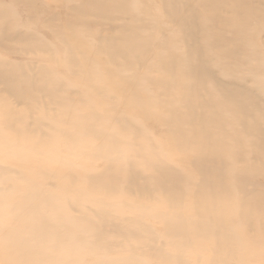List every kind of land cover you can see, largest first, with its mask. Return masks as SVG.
<instances>
[{
    "label": "rangeland",
    "instance_id": "374dc122",
    "mask_svg": "<svg viewBox=\"0 0 264 264\" xmlns=\"http://www.w3.org/2000/svg\"><path fill=\"white\" fill-rule=\"evenodd\" d=\"M210 2L173 0L195 11L188 35L164 0H0V264H264V0ZM201 59L202 82L183 76ZM33 185L77 231H24L46 253L9 261L3 236ZM204 206L212 233L197 229Z\"/></svg>",
    "mask_w": 264,
    "mask_h": 264
},
{
    "label": "bare ground",
    "instance_id": "6f19581e",
    "mask_svg": "<svg viewBox=\"0 0 264 264\" xmlns=\"http://www.w3.org/2000/svg\"><path fill=\"white\" fill-rule=\"evenodd\" d=\"M223 1V0H217L216 2V7H218L219 3ZM237 1V0H236ZM200 4H209L212 7V4L210 2V0H200ZM164 5L167 7L166 12H169V14L172 16H174L177 24L179 25L180 29L185 30V29H189L190 31L188 32V35H191V31H194V27H195V11L193 8L188 7V15L185 18H181L179 17L180 12H178V9L176 8V6L173 4V0H164ZM185 5H187V2L185 1ZM243 6H245V10H243V14L246 17H252L253 15H255V12L249 7V5L247 4H243ZM186 10V8H185ZM211 12L208 16V20L209 22H215L218 19H221L220 16V11L215 10V8H213L212 10L208 11ZM222 22H225L227 25H234L236 23V21L234 20H228V19H223L221 20ZM243 24L246 23L245 19L243 18L240 22H237L236 24ZM5 22L3 23L2 26H0V37H4V32L3 30H5ZM17 34V32L15 33ZM195 45V44H194ZM213 45L216 47V49L218 50V52L221 54L222 57H226V58H230V55H233L236 53V55L238 54L237 49H235V52L233 51V45H228L227 49H226V45H225V39L221 40L220 38H215V40L213 41ZM125 47V51L132 53L135 51L134 47V42H130V43H125L123 45ZM123 49H118V48H113L109 50V55L111 57H117L123 54ZM188 52H192L191 56H194L195 58H197L198 56L201 57L200 51H199V47L195 45V47L193 48H187ZM229 52V53H228ZM230 54V55H229ZM229 56V57H228ZM176 56H172L171 54H169L165 59L162 60V65H164L166 67V69L168 70L170 67V64L173 63L174 59ZM209 70V64L208 61L206 59H201L200 61H198L197 64L191 65L190 67H183L181 73L183 74V76H185L187 79L191 78L193 81H196L198 83L202 82L203 80V76L207 74V71ZM0 81L2 83H5L3 80L0 79ZM162 84L164 86H166V88H168L169 86L173 85L174 83L171 82L170 80H163ZM45 87L48 86V84H44ZM195 83L193 84H187L186 88H195ZM44 87V88H45ZM6 88H8V86H6ZM32 88H36L34 85H32ZM201 99V98H200ZM231 99L233 102H236V104L241 105L243 103H239L237 101V98L232 95ZM193 106L188 107V113L190 115H193V110H192ZM243 107V106H242ZM241 107V112H243V109ZM13 116V112L11 111H6L4 113V117L6 121H11L8 120V117ZM247 117H243L242 118V122L241 124L243 125V123L246 122ZM208 118H203V121L208 122ZM201 131V127H199V129H197L196 131H194V136L195 139L201 138L203 137V134L200 132ZM179 136H182V134L179 133ZM201 154V153H200ZM204 162H200L199 167L204 166ZM218 171H220V168H216L214 170L215 173H218ZM131 183H133L131 181ZM212 186V185H209ZM37 189H35V186L33 185V195L35 196V199H33L32 195L30 192H28V196L30 198L31 201L28 200V198L23 201L22 203H18V205L16 204V209L18 210L17 215H15V223L19 221V227L17 232H15L14 234L18 233L16 236H13L14 234L11 233H7L3 236L4 239V243L6 246V252L5 254L7 255V260L9 261H18L19 259L21 260H33V258L37 255H42L45 254L46 252L43 250L42 246L40 245L38 248L37 243H33L28 240L25 236H22L21 233L25 232H30L31 230L36 232V237L34 238V240L39 237V243H44L45 241H48L49 239L53 238V233L57 232L58 234L62 235V234H70V233H74V231L77 230H72L70 228L71 223L74 222V219L72 218V220L69 219H58V218H53V216H55V212L52 215V218L47 217V215H44V213L42 212V210H44L45 212L47 211H54V208L58 207L55 206L53 204L49 203V198L48 197H41L39 195H37L36 192ZM213 193H215L213 191ZM215 201V197L212 198ZM218 203H222V199L218 202ZM256 208V209H255ZM254 210H259V207H253L252 210H247V212L245 211L246 214H250L253 213ZM213 215V211L209 208V206H204L202 209L198 210V217L200 219L196 220L195 222L197 223H201V225L205 224V226H197L198 230L204 229V231H208L211 232V228L208 226L207 224V218H209V216ZM217 215V214H216ZM72 221V222H71ZM179 225V223H178ZM83 229V228H81ZM213 232V231H212ZM211 232V233H212ZM219 235V232H218ZM220 235H223V232H220ZM52 237V238H50ZM71 241L73 240V243L75 244V240H78L76 238V236L74 234H71ZM75 239V240H74ZM21 245H23V248L21 249V251H17V248H19ZM55 247H57V242H55ZM13 248V249H12ZM63 249V247L61 248Z\"/></svg>",
    "mask_w": 264,
    "mask_h": 264
}]
</instances>
